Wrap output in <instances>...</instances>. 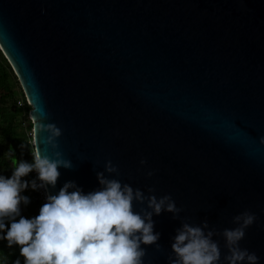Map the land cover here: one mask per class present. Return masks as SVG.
<instances>
[{
	"label": "water",
	"instance_id": "obj_1",
	"mask_svg": "<svg viewBox=\"0 0 264 264\" xmlns=\"http://www.w3.org/2000/svg\"><path fill=\"white\" fill-rule=\"evenodd\" d=\"M0 51L31 140L33 119L62 130L56 151L72 168L45 194L69 181L98 190L111 161L108 179L182 209L153 216L160 248L141 245L143 264L175 258L182 223L220 233L244 211L256 220L240 247L264 264V0H0Z\"/></svg>",
	"mask_w": 264,
	"mask_h": 264
},
{
	"label": "clouds",
	"instance_id": "obj_2",
	"mask_svg": "<svg viewBox=\"0 0 264 264\" xmlns=\"http://www.w3.org/2000/svg\"><path fill=\"white\" fill-rule=\"evenodd\" d=\"M33 120L32 162L15 160L10 148L7 155L13 165L11 176L0 175V233H5L0 240H5L9 248L19 247L24 264H143L146 252L141 245L160 248L157 243L160 234L154 233L153 216L167 212L175 220L182 209L176 207L170 195L160 198L152 195L154 188H148L150 194L146 196L117 179H108L105 173L119 175L111 161L105 163L104 172L97 173L98 190L84 194L75 182H66L57 194L46 191V202L37 216L31 219L21 216L20 205L30 203L22 192L29 188L33 191L54 189L60 177L59 169L72 168L71 161L63 159L62 153L56 151L62 130L55 124ZM38 133L46 134L39 143L45 150L52 149L51 157L42 155ZM260 144L264 145V138ZM20 147L26 146L21 144ZM140 163L144 165L146 161ZM31 172L36 173V179H22ZM147 175L151 177L153 173ZM133 202H146L150 211L144 208L134 211ZM255 220L254 214L244 211L232 218V223L237 225L235 228L220 233L208 230L207 220L199 226L182 223L171 243L175 258L169 256V264H219L220 247L212 239L216 235L222 236L225 242V264H257L255 253L240 247L245 230ZM5 221L9 222L7 229ZM14 264H20V260Z\"/></svg>",
	"mask_w": 264,
	"mask_h": 264
},
{
	"label": "trees",
	"instance_id": "obj_3",
	"mask_svg": "<svg viewBox=\"0 0 264 264\" xmlns=\"http://www.w3.org/2000/svg\"><path fill=\"white\" fill-rule=\"evenodd\" d=\"M3 62L4 65L0 61V83L3 85L4 91L0 93V175L9 178L13 167L12 161L7 155L9 149L11 148L13 150L15 160H23L31 163L32 157L30 153L33 147L32 145L26 143L24 132L17 123V119L22 111L15 104L16 100L13 98L12 90L5 84V81L10 73L7 72L9 66L4 60ZM13 77L15 78L14 75ZM23 108L24 112L26 111L28 113L29 107L25 104V102H23ZM29 126L31 128V123ZM21 144H24L26 147L22 149L20 147ZM32 173L33 172L29 173L22 179L25 181H32ZM29 199L30 203L27 205L21 204L20 209L21 216L31 219L39 214V209L43 203H40V201L32 198ZM16 219L18 220L19 217ZM5 223L7 229L9 222L5 221ZM4 234L5 233H0V236ZM17 259L20 260V264H24L23 258L20 256L19 247L13 245L9 248L5 240H0V264H14Z\"/></svg>",
	"mask_w": 264,
	"mask_h": 264
},
{
	"label": "rangeland",
	"instance_id": "obj_4",
	"mask_svg": "<svg viewBox=\"0 0 264 264\" xmlns=\"http://www.w3.org/2000/svg\"><path fill=\"white\" fill-rule=\"evenodd\" d=\"M3 60L5 61L6 64L8 63L6 61L5 56L0 51V61L4 65ZM9 68H8L7 72H9L10 74L5 81V84L7 86H9L10 89L12 90L13 98L16 100L15 104L22 111L20 116L17 119V123L19 124L20 128H22V131L24 132L26 143L31 145L32 144L31 143V128L29 126L30 120H29L28 113L26 111L24 112V108H23V102H24L23 98L24 97H23L22 91L20 90L16 79L13 77L14 73H13L12 68L10 66H9ZM1 92H4V91H3V85L0 83V93ZM8 103H9V101H8ZM34 179H36V173L35 172H33L31 175V180H34ZM21 195H24L26 197L38 200V201H40V203H43V204L45 203V195L39 189L33 191L29 188V189L25 190L24 192H22Z\"/></svg>",
	"mask_w": 264,
	"mask_h": 264
},
{
	"label": "built area",
	"instance_id": "obj_5",
	"mask_svg": "<svg viewBox=\"0 0 264 264\" xmlns=\"http://www.w3.org/2000/svg\"><path fill=\"white\" fill-rule=\"evenodd\" d=\"M23 100H24V102H25V99L23 98ZM26 104V103H25ZM45 196H46V194H45V189H39ZM45 202H46V199H45Z\"/></svg>",
	"mask_w": 264,
	"mask_h": 264
}]
</instances>
